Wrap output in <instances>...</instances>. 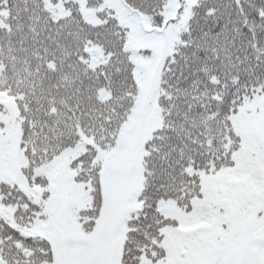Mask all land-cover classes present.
I'll return each mask as SVG.
<instances>
[{
  "label": "snow or ice",
  "instance_id": "obj_1",
  "mask_svg": "<svg viewBox=\"0 0 264 264\" xmlns=\"http://www.w3.org/2000/svg\"><path fill=\"white\" fill-rule=\"evenodd\" d=\"M38 4L0 0V38L19 33L23 44ZM85 7L97 23L78 48L98 47L103 63L84 68L76 105L45 118L44 142L24 152L38 195L0 179V264H264V0ZM98 93L111 99L98 106ZM80 145L93 207L69 216L34 169Z\"/></svg>",
  "mask_w": 264,
  "mask_h": 264
},
{
  "label": "trees",
  "instance_id": "obj_2",
  "mask_svg": "<svg viewBox=\"0 0 264 264\" xmlns=\"http://www.w3.org/2000/svg\"><path fill=\"white\" fill-rule=\"evenodd\" d=\"M76 2L78 7L74 8L63 0H39L38 19L29 22L31 27L36 29L35 33L26 27L23 44L19 43V33L9 38L5 30L4 37L0 38V179L9 183L15 182L4 166L7 134L15 124L8 122L10 108L13 110L11 118L18 124L17 157L21 171L22 168L27 169L29 162V158L24 155L25 150L32 149L35 152L33 143L37 140L44 142L39 136V131L45 118L54 120L58 118L61 109L74 107L77 97L69 98V93L78 85L79 77L84 75V68L87 66L91 71V66L103 63V54L98 47L86 45L78 48V44L84 43L83 38L97 21L90 9L85 7L87 0ZM76 12H79V15H75ZM58 31L63 35L58 36ZM69 34L70 40L65 39ZM130 46L133 50L142 49ZM78 50L88 53L87 65L82 61L77 63ZM110 99V95L98 93L95 102L99 106ZM77 131L79 132V128ZM87 143H92L90 138ZM94 147L99 159V147ZM50 150L51 146L47 149L41 148L42 152ZM86 151L83 145L74 149L66 148L38 169H34V174L49 188L52 187L54 176L59 171H67L77 180L84 166V160L79 157ZM93 163H96L95 159ZM206 188L212 195L225 190L224 186L217 184L206 185ZM33 190L38 195L39 189ZM82 192L84 205L80 213H87L93 207L92 197L84 188ZM171 214L169 210V215Z\"/></svg>",
  "mask_w": 264,
  "mask_h": 264
},
{
  "label": "rangeland",
  "instance_id": "obj_3",
  "mask_svg": "<svg viewBox=\"0 0 264 264\" xmlns=\"http://www.w3.org/2000/svg\"><path fill=\"white\" fill-rule=\"evenodd\" d=\"M147 27V26H146ZM137 48L151 47V45H145L139 42L131 44ZM147 67V65H143ZM13 110L10 108L9 114L10 118L13 116L11 113ZM9 121L12 120V118ZM15 123L11 130L7 134L8 143L5 147V168L10 176V178L20 183L22 187L26 190L31 191L33 194H36L33 189H28L27 184L25 183V176L19 169L18 160H17V144H18V124ZM99 159L102 166H108L113 164L112 155L109 152H104L99 149ZM124 161H121L119 166H123ZM105 190L107 191L109 187V180L107 177L104 178ZM53 190V194L56 196L59 201L62 209L67 212L69 216H75L80 213V209L83 207L84 203H82V195L83 188L81 187L79 179L75 180L73 175L69 174L67 171H59L54 176V183L51 187Z\"/></svg>",
  "mask_w": 264,
  "mask_h": 264
}]
</instances>
